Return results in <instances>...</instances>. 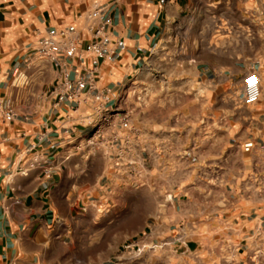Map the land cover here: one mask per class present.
I'll return each instance as SVG.
<instances>
[{"label": "crops", "instance_id": "1", "mask_svg": "<svg viewBox=\"0 0 264 264\" xmlns=\"http://www.w3.org/2000/svg\"><path fill=\"white\" fill-rule=\"evenodd\" d=\"M96 5L113 20V61L83 51ZM51 28L78 32V71L97 64L98 86L115 99L130 91L139 120L131 146L148 160L142 199L156 196L158 218L178 232L201 218L243 234L264 229V0H0V99L16 110L10 121L0 113V264H78L73 222L95 214L88 201L101 178L91 169L101 151L75 146L85 129L56 105V66L35 50ZM250 72L262 93L245 104ZM154 81L161 93L150 99ZM190 83L192 95L177 96Z\"/></svg>", "mask_w": 264, "mask_h": 264}, {"label": "rangeland", "instance_id": "2", "mask_svg": "<svg viewBox=\"0 0 264 264\" xmlns=\"http://www.w3.org/2000/svg\"><path fill=\"white\" fill-rule=\"evenodd\" d=\"M193 87L187 84L186 92L182 89L177 96L192 95L189 89ZM195 89L198 98L205 96L199 84ZM164 92L168 94L166 89ZM160 93L156 81L152 82L147 96L152 99ZM141 94L135 90L134 99L142 101ZM135 120L134 130L139 122ZM97 149L101 154L91 172L99 174L101 182L88 201L95 214L73 222L78 229V264H264V229L243 234L237 227H224L219 219L208 222L201 218V225L193 232L174 231L167 220L156 216V196L150 193L148 202L142 199L147 168L141 165L140 151L135 148L128 158L118 160L115 151L108 152L101 145ZM103 157L111 165L104 176ZM129 158L133 164L125 167ZM145 206L149 216L145 215Z\"/></svg>", "mask_w": 264, "mask_h": 264}, {"label": "built area", "instance_id": "3", "mask_svg": "<svg viewBox=\"0 0 264 264\" xmlns=\"http://www.w3.org/2000/svg\"><path fill=\"white\" fill-rule=\"evenodd\" d=\"M89 20L87 30L90 39L84 44L83 51L93 55L98 61H113V47L110 28L112 17L104 7L96 5L87 14ZM82 41L75 29L51 28L35 42V50L56 66V78L51 90L56 105H68L69 115L75 120L74 126L85 129V135L75 144L77 148H97L105 146L117 159L133 154L130 134L133 131V108L127 100L129 92L124 87L115 99L111 87H100L97 84L98 65L87 71H78L74 60L84 59L80 46ZM243 102L256 103L262 93L261 78L256 72L248 73L243 79ZM89 108L91 113L84 114L83 109ZM0 113L5 120H13L16 110L10 101L0 99ZM142 167L147 168V158L141 156ZM37 161V160H36ZM35 164V161L32 165ZM133 160L128 159L124 166L130 167ZM172 198L171 194L166 197Z\"/></svg>", "mask_w": 264, "mask_h": 264}]
</instances>
